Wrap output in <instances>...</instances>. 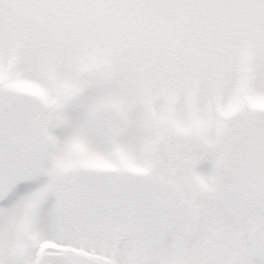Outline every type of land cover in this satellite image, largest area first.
I'll return each instance as SVG.
<instances>
[{"label": "snow or ice", "instance_id": "1", "mask_svg": "<svg viewBox=\"0 0 264 264\" xmlns=\"http://www.w3.org/2000/svg\"><path fill=\"white\" fill-rule=\"evenodd\" d=\"M0 264H264V0H0Z\"/></svg>", "mask_w": 264, "mask_h": 264}]
</instances>
